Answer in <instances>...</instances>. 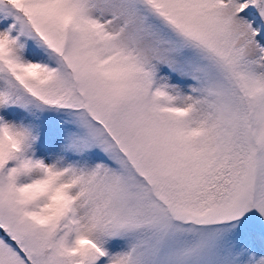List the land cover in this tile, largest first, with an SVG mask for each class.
Returning a JSON list of instances; mask_svg holds the SVG:
<instances>
[{"label": "snow or ice", "instance_id": "6c2138e0", "mask_svg": "<svg viewBox=\"0 0 264 264\" xmlns=\"http://www.w3.org/2000/svg\"><path fill=\"white\" fill-rule=\"evenodd\" d=\"M0 264H264V0H0Z\"/></svg>", "mask_w": 264, "mask_h": 264}]
</instances>
